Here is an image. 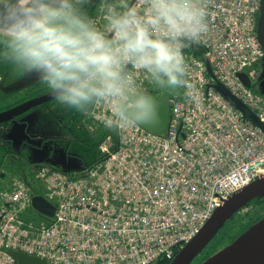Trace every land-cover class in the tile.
Instances as JSON below:
<instances>
[{
  "label": "built area",
  "instance_id": "2783aa9c",
  "mask_svg": "<svg viewBox=\"0 0 264 264\" xmlns=\"http://www.w3.org/2000/svg\"><path fill=\"white\" fill-rule=\"evenodd\" d=\"M206 3L211 30L186 49L198 102L173 96L169 129L161 133L108 129V107H91L93 130L102 135L99 160L76 174L43 166L35 188L12 177L0 189V264H20L9 249L46 264L170 261L231 194L264 176V130L216 88L207 66L264 122V95L238 76L255 78L264 59L261 0ZM90 11L103 25L97 0ZM38 193L55 204L52 218L34 217Z\"/></svg>",
  "mask_w": 264,
  "mask_h": 264
},
{
  "label": "clouds",
  "instance_id": "9594fccd",
  "mask_svg": "<svg viewBox=\"0 0 264 264\" xmlns=\"http://www.w3.org/2000/svg\"><path fill=\"white\" fill-rule=\"evenodd\" d=\"M0 0V59L35 73L54 106L108 107L105 127H153L156 92L198 102L186 49L211 30L206 0Z\"/></svg>",
  "mask_w": 264,
  "mask_h": 264
},
{
  "label": "flooded vegetation",
  "instance_id": "af4514ba",
  "mask_svg": "<svg viewBox=\"0 0 264 264\" xmlns=\"http://www.w3.org/2000/svg\"><path fill=\"white\" fill-rule=\"evenodd\" d=\"M24 76L0 59V114L10 116L0 121V181L14 169L26 174L42 164H72L82 156L76 149L79 141L89 138L87 113L54 106L38 79L19 88Z\"/></svg>",
  "mask_w": 264,
  "mask_h": 264
},
{
  "label": "water",
  "instance_id": "95a60500",
  "mask_svg": "<svg viewBox=\"0 0 264 264\" xmlns=\"http://www.w3.org/2000/svg\"><path fill=\"white\" fill-rule=\"evenodd\" d=\"M92 2L93 0L91 3ZM259 40L262 45H264V0H262L259 19ZM208 68L210 73L213 74L210 63H208ZM238 75L247 86H251V79L247 73L240 72ZM261 77L262 81L259 86L264 93V72ZM30 79L37 80L38 78L35 73H25L21 82H19L23 85L19 88L26 86L28 82H30ZM216 87L221 93L230 99L237 108L243 111L246 116L264 130V122H262L239 97L232 93L227 86L218 82ZM157 101L159 102L160 111L159 122L153 127L144 128L155 132H162L168 128L170 122V98L167 97L166 94L162 99ZM9 118V112L0 114V121ZM61 167L66 171L76 169V167L73 166V163L71 164L69 162L64 163ZM259 197H264V176L259 177L256 181L235 192L225 200L224 203L215 210L214 214L207 221L202 230L189 243H187L171 264H191L192 261L213 240L229 219H231L241 208L247 206L253 199ZM33 202L38 209L50 215L54 214V206L46 199L37 196L34 198ZM10 253L24 264H45L44 260L23 251L11 250ZM201 264H264V217L253 223L232 243L208 257Z\"/></svg>",
  "mask_w": 264,
  "mask_h": 264
},
{
  "label": "rangeland",
  "instance_id": "374dc122",
  "mask_svg": "<svg viewBox=\"0 0 264 264\" xmlns=\"http://www.w3.org/2000/svg\"><path fill=\"white\" fill-rule=\"evenodd\" d=\"M255 69H257L255 78H260L261 72L264 71V61L256 65ZM76 149L81 153L83 160L86 162H89L93 157L99 156L98 152L93 148V145L90 142H86L85 139L79 141ZM73 166H75L77 170L80 169L82 167V159H74ZM14 171L17 173L16 169H14ZM3 181L4 180H1V186L3 185ZM261 216H264V200H260V202H255L252 206L244 208L233 220L228 221L227 225L221 230L214 241H211L212 243L196 257L192 264H199L210 255L224 248L240 235L254 220Z\"/></svg>",
  "mask_w": 264,
  "mask_h": 264
},
{
  "label": "trees",
  "instance_id": "16d2710c",
  "mask_svg": "<svg viewBox=\"0 0 264 264\" xmlns=\"http://www.w3.org/2000/svg\"><path fill=\"white\" fill-rule=\"evenodd\" d=\"M100 139H101L100 137H98L97 140L94 139L93 137H90L88 140H86V142H90V143L93 145V148L97 151V150H98V144H99V142H100ZM98 158H99V157H93L89 162H86V161H85V162H83V164H84L85 166L91 165V164L94 163ZM260 200H264V197H259V198H255V199H253V200H252L247 206H252L253 203H255V202H260ZM238 213H239V212H238ZM238 213H236V214L232 217L231 220H233V219L237 216ZM260 218H262V216L259 217V218L256 219V220H254L251 224H253V223L256 222L257 220H259ZM227 223H228V222H227ZM227 223H226V225H227ZM251 224H250V225H251ZM226 225H225V226H226ZM250 225H249V226H250ZM225 226H224V227H225ZM249 226H248V227H249ZM224 227H223V228H224ZM248 227H247V228H248ZM223 228H222V229H223ZM247 228H246V229H247ZM222 229H221V230H222ZM221 230H220V232H221ZM220 232H219V233H220ZM219 233H218V235H219ZM218 235H217V236H218ZM217 236H216V237H217ZM216 237H215V238H216ZM162 264H163V263H162Z\"/></svg>",
  "mask_w": 264,
  "mask_h": 264
}]
</instances>
